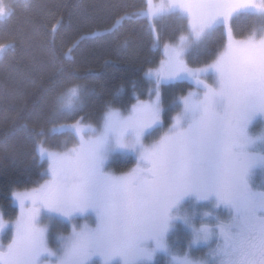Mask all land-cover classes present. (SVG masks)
<instances>
[{
    "label": "snow or ice",
    "instance_id": "6c2138e0",
    "mask_svg": "<svg viewBox=\"0 0 264 264\" xmlns=\"http://www.w3.org/2000/svg\"><path fill=\"white\" fill-rule=\"evenodd\" d=\"M12 14L13 5L0 0V19ZM240 14L264 19V0H147L142 18L186 21L178 38L163 44L159 67L146 73L148 99L125 111L107 103L97 123L81 116L59 124L81 112L92 93L64 87L51 127L30 128L47 178L12 193L19 211L14 220L0 218V231L10 233L0 242V264H148L158 253L170 257L168 264H264V191L251 182L257 170L264 173V133L252 134L255 122L264 124V28L237 38L232 20ZM217 28L226 39L214 59L190 64L188 53ZM167 81H190L194 90L175 99L165 127ZM57 135L68 139L49 144ZM117 153L131 154L135 165L108 170ZM192 199L230 216L196 226L180 213ZM57 217L71 230L53 246L47 225ZM177 220L191 229L189 248L214 246L195 258L173 251L167 236Z\"/></svg>",
    "mask_w": 264,
    "mask_h": 264
},
{
    "label": "trees",
    "instance_id": "16d2710c",
    "mask_svg": "<svg viewBox=\"0 0 264 264\" xmlns=\"http://www.w3.org/2000/svg\"><path fill=\"white\" fill-rule=\"evenodd\" d=\"M10 3L14 14L0 19V45L4 46L0 49V214L4 219L17 215L13 192L31 189L47 178L46 162L35 152L30 128L51 127L47 122L64 87L79 84L92 93L81 112L69 120L60 119L59 124H70L81 116L87 122L97 120L107 103L123 109L137 98L146 99L151 87L147 71L161 60L163 44L178 38L186 28V21L177 15L154 21L136 15L146 7V0ZM232 27L241 38L264 28V19L240 14L233 18ZM225 39L222 28L213 30L191 49L188 62H210ZM176 82L162 84L168 113L171 97L193 87L186 81ZM65 139L68 137L50 136L49 144L55 146ZM133 164L132 157L117 156L111 167L121 173Z\"/></svg>",
    "mask_w": 264,
    "mask_h": 264
},
{
    "label": "rangeland",
    "instance_id": "374dc122",
    "mask_svg": "<svg viewBox=\"0 0 264 264\" xmlns=\"http://www.w3.org/2000/svg\"><path fill=\"white\" fill-rule=\"evenodd\" d=\"M10 1H14V0H6V2H10ZM146 8H147V0H146V7L141 11H145ZM141 11L137 12L136 15L138 13H140ZM164 16H167V15H164ZM162 52H163V50H162ZM164 58H165V56H164V52H163L161 60ZM160 61L156 65V67L152 68L153 70L159 67ZM176 83L178 85H181V82H179V81H177ZM150 86H151V84H150ZM191 86L194 87V85H191ZM151 87H150V89H151ZM193 87L188 88L184 93L178 94L175 97H171V99L169 100V104H168V111L170 113L165 111V115L168 118V122H170L171 116L175 114L174 113V107H175L174 101H175V99L177 97H179L180 95H186L190 90H194ZM161 88H162V86H161ZM150 89L148 91V95H147L146 99H148V97H149ZM162 91L163 90L161 89V93H162ZM167 91H168V93H170L169 90H166V92ZM172 91L174 92L175 89H172ZM162 97L164 99L166 96H163V93H162ZM146 99H143V100H146ZM165 99H167V98H165ZM135 103H133V104H135ZM132 105H130L129 107H126L123 109H117V110L125 111L127 109H130ZM100 117L97 120L88 121V122L97 123V122H99ZM167 123L165 124V127H167ZM261 133H264V124H261L260 121H257L252 126V134L253 135H260ZM156 135L158 136L159 132ZM152 138L154 139L155 137H152ZM69 146H71V143L69 144ZM117 156L132 157L134 162H135V159L131 154L117 153V154H114L112 157H110V159L108 161V165H107L108 170L113 171L112 167H111V163L114 161V159ZM45 162H46V160H45ZM134 165H135V163L130 168H128V170H130ZM46 166H47V162H46ZM128 170H126V171H128ZM117 174H119V173H117ZM251 182H252V185L256 191H264V173H261L259 170H257L256 173L253 175ZM11 197H12L13 205L18 209V205L16 204L13 195ZM18 211H19V209H18ZM180 213H181V215L188 216L189 219L191 220V222L193 224H195L196 226H199L200 223H213L215 221L216 217H220L221 219H228L230 216L229 211L227 209L223 208L222 206L216 207L214 205V203L211 201H199V200H195V199L189 200L186 203H184L182 205V207L180 208ZM17 214H18V212H17ZM0 218H3L1 216V214H0ZM14 219H15V217L12 219H4V220L9 221V220H14ZM79 222L83 223L82 220ZM47 226H48L49 235H50L51 242H52L53 246L57 243V237L58 236L67 235L71 230V225L66 220L59 218V217L55 218L53 220V222L51 224H48ZM190 236H191V229L189 228V226L187 224H185L183 221H180V220L175 221L173 227L169 230V233L167 236L169 247L173 251H175L179 254H182L187 249L190 252V254L195 258V257L203 256L204 253L207 251V248L209 246H214L215 242L212 241L210 243V245H208V246L201 244L199 246H192L191 248H189L188 241L190 239ZM9 239H10V233L9 232L0 231V242H3L6 244ZM169 261H170V257L165 256L162 253H158L153 258V260L151 262H148V264H168Z\"/></svg>",
    "mask_w": 264,
    "mask_h": 264
}]
</instances>
